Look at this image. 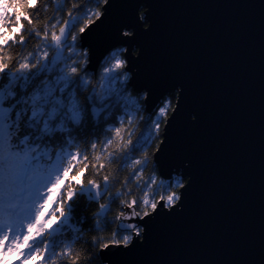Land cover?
Listing matches in <instances>:
<instances>
[{
	"label": "snow or ice",
	"instance_id": "snow-or-ice-1",
	"mask_svg": "<svg viewBox=\"0 0 264 264\" xmlns=\"http://www.w3.org/2000/svg\"><path fill=\"white\" fill-rule=\"evenodd\" d=\"M65 3L71 7H56L41 33L33 27L31 12L39 0H0V264H81L82 260L92 264L98 256L104 264L113 249L143 241L141 222L161 207L176 208L181 199L176 189L186 188L179 176L175 183L143 176L149 163L147 149L158 136L171 101L158 108L157 119L142 121L145 128L151 124L150 135L143 129L137 134L139 123L132 112L145 110L147 103L142 107L141 101H149L150 95L132 85L127 49L112 44L96 58L93 47L84 44L103 22L110 0ZM26 31L28 39L48 42L44 50L37 45V51L22 57L6 56L17 45L23 51ZM128 35L124 32L118 39ZM49 48L54 52L51 57ZM130 90L134 95L128 94ZM89 136L95 137L90 144ZM79 143L87 147L69 150ZM89 151L96 153L94 161L118 160L119 168H130V178L121 184L134 183L142 194L135 195L132 188L113 193L108 174L102 175V183L96 178L85 181L89 167L96 176L106 170L104 162L89 161ZM85 193L98 204L91 214V230L108 231L107 236L93 235L89 240L77 236L81 229L72 223L71 214L74 202ZM125 193L127 198L121 199ZM78 240L88 245L83 256L71 246ZM93 248L98 251L93 253Z\"/></svg>",
	"mask_w": 264,
	"mask_h": 264
},
{
	"label": "water",
	"instance_id": "water-1",
	"mask_svg": "<svg viewBox=\"0 0 264 264\" xmlns=\"http://www.w3.org/2000/svg\"><path fill=\"white\" fill-rule=\"evenodd\" d=\"M105 15L84 44L127 49L145 112L177 92L153 161L186 188L104 264H264V0H110Z\"/></svg>",
	"mask_w": 264,
	"mask_h": 264
},
{
	"label": "trees",
	"instance_id": "trees-1",
	"mask_svg": "<svg viewBox=\"0 0 264 264\" xmlns=\"http://www.w3.org/2000/svg\"><path fill=\"white\" fill-rule=\"evenodd\" d=\"M71 7L70 4H66L65 0H55V3H50V0H39V4H38V8L36 9H32L31 12L33 14V27L37 30H40L41 33H43V31L45 30L46 26L49 25V21L51 19V17L55 14V9L56 7ZM92 9L95 10L94 5L92 6ZM37 13L39 14L37 16ZM141 14H142V10H141ZM60 16H57V19H60ZM28 25L27 23L25 24V28L26 30L28 29ZM50 31V29H49ZM26 35V43L23 47V51H21V46L17 45L14 48H12L11 50L7 51L5 53L6 56L11 55L13 56V58H16L17 54H20V56L22 57L23 55H26L28 51H37V45H39V51H43L45 48V44L48 43L46 41H40L37 39H28L27 38V31L25 33ZM49 51V55L50 57L52 55H54V52L52 51L51 48L48 49ZM97 80L95 77H93L92 79V84L96 85ZM129 95H134V93L130 90ZM176 96H177V92L171 93L170 97H169V101H171V108L169 110V112L171 111V109L174 106L175 100H176ZM81 102L83 103L84 101V97L80 96L79 97ZM141 105L143 107V103L141 101ZM168 112V113H169ZM145 113L143 110L140 111L139 113L136 112H132L133 115V119L134 122L139 123L138 121L142 122L144 120H151V117H148L147 119H145L144 114ZM163 124H164V120H162L161 122V128H160V132L158 134V136H154L152 141H151V147L147 149V151L149 152V163H148V167L144 169V179H147L150 175H157V169L155 164L153 163V155L152 153L154 152L156 145L159 144V142L161 141V133H162V128H163ZM91 127V126H90ZM105 129H107V125L104 126ZM151 124L149 123L148 127L145 128L144 127V134L145 135H150V133H148V131L151 130ZM142 129V126L139 125V127H137L136 132L137 134L140 133ZM100 135L101 139H106L107 136L104 135L103 133H98ZM94 136H89L88 137V143L90 144L92 139H94ZM133 139L135 140V136L133 137ZM83 151L85 149V147H87L86 144L84 143H79L77 144L75 147H78ZM139 146V145H138ZM89 155V161L91 162H95V163H99V162H104L106 164V170L101 172L100 176H96L94 170L89 167L88 173L85 177V181L88 178H96L97 180H101L102 175L104 174H108L110 175V181H109V189L110 191H112L113 193H115L117 191V189H120L121 191H123L126 188H132L133 192L135 193V195L139 196L142 194L141 190L136 188L134 183H129L126 185H122L121 182L125 179V177H129L130 178V173H131V169L128 168L127 166L123 167L122 169L118 167L119 165V161L115 160V161H94L93 160V156L96 154L92 151H89L87 153ZM137 157L140 156V153H136L135 154ZM175 178H173V180L171 181L172 183H175ZM159 179V178H158ZM186 182V181H185ZM102 183V180H101ZM141 183H143V181H141ZM168 183V182H165ZM184 183V182H183ZM177 192L179 189H176ZM121 199L127 198V194L125 193V195L120 197ZM118 204V201L116 202ZM111 207L113 208V212L115 211L116 205L113 204L111 205ZM98 210V204L96 202L93 201H89L87 198V194H81L77 200L74 202V208L72 211V223L81 229V231L79 233H77V236H80L83 238V240H89L93 235H101V236H107L109 233L108 231H99V232H93L91 229L93 228V224L94 221L92 220V213L94 211ZM101 227H103V222H101ZM77 252H79L82 256L85 254V249L88 248V245L86 243H83L81 241H77L75 243H73L71 245ZM91 251L93 253L97 252L98 249H91ZM30 263V261H29ZM32 264V263H31ZM81 264H84V261H81ZM92 264H101V260L100 257L98 256L93 262Z\"/></svg>",
	"mask_w": 264,
	"mask_h": 264
},
{
	"label": "flooded vegetation",
	"instance_id": "flooded-vegetation-1",
	"mask_svg": "<svg viewBox=\"0 0 264 264\" xmlns=\"http://www.w3.org/2000/svg\"><path fill=\"white\" fill-rule=\"evenodd\" d=\"M169 97H170V94L169 95H166L164 98H163V100L161 101V103L155 108V110L153 111V112H151V113H146L144 110V112L145 113H143L144 114V116H145V119H147L148 117H151V120L153 119V116L155 115V112L158 110V108L160 107V106H162L164 103H166V102H168L169 100ZM142 103H143V101H142ZM139 122V125H141L142 126V129H144V123L143 122H140V121H138ZM177 177V176H179L178 174H173V178L174 177ZM180 177V176H179ZM173 178H171L170 180L172 181L173 180ZM181 178V177H180ZM169 180V181H170ZM181 180H182V178H181ZM182 182H184L183 180H182ZM110 190V189H109ZM100 202H105L104 200H101Z\"/></svg>",
	"mask_w": 264,
	"mask_h": 264
},
{
	"label": "rangeland",
	"instance_id": "rangeland-1",
	"mask_svg": "<svg viewBox=\"0 0 264 264\" xmlns=\"http://www.w3.org/2000/svg\"><path fill=\"white\" fill-rule=\"evenodd\" d=\"M119 48H121V47H119ZM155 118H156V116H155ZM79 147V146H78ZM154 163V162H153ZM156 166V165H155ZM179 175V174H178Z\"/></svg>",
	"mask_w": 264,
	"mask_h": 264
}]
</instances>
